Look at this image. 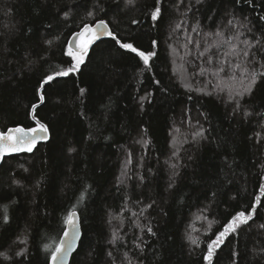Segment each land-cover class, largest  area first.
Returning <instances> with one entry per match:
<instances>
[{
	"label": "trees",
	"instance_id": "1",
	"mask_svg": "<svg viewBox=\"0 0 264 264\" xmlns=\"http://www.w3.org/2000/svg\"><path fill=\"white\" fill-rule=\"evenodd\" d=\"M261 17L264 0H0V128L50 133L0 166V264H49L73 210L70 264H208L240 211L211 264H264ZM98 20L149 66L110 37L57 76Z\"/></svg>",
	"mask_w": 264,
	"mask_h": 264
},
{
	"label": "snow or ice",
	"instance_id": "2",
	"mask_svg": "<svg viewBox=\"0 0 264 264\" xmlns=\"http://www.w3.org/2000/svg\"><path fill=\"white\" fill-rule=\"evenodd\" d=\"M127 3L131 4L134 0H126ZM199 2V0H198ZM157 4H159V0H157ZM160 13V8L157 7L152 13L151 18L156 20ZM93 14L90 12L88 16L91 17ZM264 19V17H261ZM135 23V21H133ZM231 23V22H230ZM102 35H107L111 37L112 40L119 45L120 48L128 50L132 53H135L147 67L149 66V60L152 56L155 55L153 52H145L139 50L131 43H122L120 39H118L111 31L108 30V26L104 20H98L95 25H89L85 23L81 30L74 34L75 37L80 38L79 44L73 48L71 45L75 44L74 40L69 41L70 47L68 48L67 52L65 53L67 56L71 57L73 63L70 68L57 72V76H67L70 72H73L79 68V65L84 62V56L87 55L89 46L95 41L100 39ZM51 43V41H49ZM155 41H153V45H155ZM245 55H248L245 52ZM239 67V65H237ZM246 71V70H245ZM244 73H242V76ZM259 76L264 77V72L259 73ZM54 79L53 76H47L43 82L41 83V88L47 84L49 81ZM257 81V73L252 72L250 74L249 83L244 87L243 93H250L252 87L256 84ZM84 90L81 89V92ZM243 93H237V95H243ZM41 101L44 99L43 96H40ZM36 106L33 105V108ZM31 133L32 135H29ZM28 133L25 132L22 128H15L9 129L6 133H0V157L4 156L6 153L9 152H19V151H27L31 152L35 147V141L38 138V134L40 133H47V128L40 123H37V127L31 128L28 130ZM15 134V135H14ZM264 189V185L261 186ZM259 199V197L257 198ZM255 208V205L252 206ZM75 216L76 213L74 211H69L67 216L65 217V223L69 225L70 229L73 231L70 232L69 229L64 230V236L61 240V243L55 246V250L51 253L49 257V264H63L65 256L69 249H71L72 244L75 241ZM5 221L8 219L7 215L4 216ZM252 219V213L249 212L247 215L244 211L237 212L234 216H232L231 220L224 226L223 230L220 231L214 240H211L210 243L207 245V253L204 255V260L211 264V258L215 252V249L223 243L224 238L227 237L230 233H234L237 231L241 225L247 224L249 220ZM264 227V225H261ZM149 231H151L149 229ZM195 243V241H193ZM45 250L49 248V245H44ZM18 256H22L23 253H17ZM7 259V257H5Z\"/></svg>",
	"mask_w": 264,
	"mask_h": 264
},
{
	"label": "water",
	"instance_id": "3",
	"mask_svg": "<svg viewBox=\"0 0 264 264\" xmlns=\"http://www.w3.org/2000/svg\"><path fill=\"white\" fill-rule=\"evenodd\" d=\"M95 23H96V22H95ZM95 23H93V24H89V25H95ZM106 24H107V22H106ZM107 26H108V30L112 32L110 26H109L108 24H107ZM81 28H82V27H81ZM81 28H80L78 31H76L75 33L79 32V31L81 30ZM75 33H73V34L71 35V37L69 38V41H70V40H74V41H75V44H74V45H71V47H73V48H75V47L79 44V42H80V38H77V37L74 36ZM107 38H110V37L107 36V35H102V36L100 37V39L95 40V41L89 46V48H88V52L91 50V48H92L96 43H98V42H100V41H102V40H104V39H107ZM69 41H68V47H70V45H69ZM88 52H87V54H88ZM15 128H22V129L25 130L26 133H28V130H29V128H25V127H23V126H12V127L8 128V129H6L5 131H2L1 128H0V133H6V132H8L9 129H15ZM28 134H29V135H32L31 133H28ZM14 135H15V134H14ZM49 139H50V133H49V130H48V129H47V133H40V134H38V138H37V140L35 141V147L33 148V150H32L31 152L35 151V150L38 148V146L44 144V143L47 142ZM25 152H27V151H19V152H9V153H6L4 156L0 157V166H1L2 162L4 161V159H6V158H8V157H10V156L19 155V154H22V153H25ZM73 211L76 213V216H75V229H74L75 241H74V243L72 244L71 249L68 250L67 255L65 256V259H64V261H63V264H70L71 258H72V256H73V254L77 251L78 246H79V242H80L81 237H82V229H81V223H80L79 213H78V211H76V210H73ZM65 229H69L70 232L73 231L72 229H70L69 225H67V224L65 225ZM65 229H64V230H65ZM63 236H64V231H63V233H62V235H61V237H60V240H59L58 244L61 243V240H62Z\"/></svg>",
	"mask_w": 264,
	"mask_h": 264
}]
</instances>
